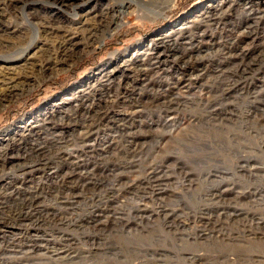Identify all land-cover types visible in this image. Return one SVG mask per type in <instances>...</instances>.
Listing matches in <instances>:
<instances>
[{
	"label": "rangeland",
	"instance_id": "1",
	"mask_svg": "<svg viewBox=\"0 0 264 264\" xmlns=\"http://www.w3.org/2000/svg\"><path fill=\"white\" fill-rule=\"evenodd\" d=\"M122 1L132 2L137 11L124 13L121 19L119 15L113 27L100 28L95 36L97 42L93 48H86L81 43L78 53L70 58L68 63L60 65L52 76L49 75L51 72L45 74L28 69L27 75H23V78L17 82L24 92L14 98H3L0 104V126H3L0 130V189L2 190H0L2 207L0 209L5 211H0L2 214L7 215L10 209L17 208L20 198H23V196L11 195V191H18L14 188L17 186L13 176H17L19 172L12 173L17 170L15 168L17 165L9 162L17 151L27 149L29 146V142L21 146V141L17 140L22 136L19 134L23 131V126L27 124L30 126L52 114H55L52 118L56 119L52 121V125L60 124L66 110H63L62 114L55 111L54 106L57 108L66 106L67 110H71L73 107L70 106L75 104L81 93L86 95L84 98L86 103L93 102L92 98L96 99L101 95L103 97L104 90L100 81L98 82L100 77L113 67L129 64L131 59H145L149 48L155 46L151 45V41L157 38L159 45L163 47H165L164 41L168 40L167 44L172 40V43L177 42L176 49L173 52H165L164 56L166 63H170L171 66V69L166 66L167 72L181 73L185 70L184 63L187 61L179 59L180 53L188 55L192 47V44L188 43L190 36L204 33L202 39L193 41L196 50L191 58L186 57V59H192L191 61L198 57L203 59L202 69L206 71L205 78L179 96L181 114L185 115V123L181 124L179 121L174 126L162 129L163 126H159V116H156L162 114L159 113L161 109L158 107L146 109V113L141 117L144 118L142 129L147 137L141 140L145 141L141 144L142 164L139 167V162L136 160L134 168L131 169L129 166L130 177L128 179L127 176L124 180L129 185L132 184L133 190L121 196L120 200L123 202L114 204L118 205V210L113 215L116 221L113 220L104 226L92 225L90 221L93 206L103 204L106 197L112 195V189L116 188L120 191L122 186L127 184L125 181L118 182L113 176L110 177L112 174L107 176L100 172V168L111 167L118 169L116 172L124 170L125 164L122 163V159L119 160L117 154L119 146L115 143L113 146L115 150L98 151L95 159L89 161L88 164L96 170L99 183L95 188L85 191L87 198L84 200L77 198L82 202L74 211L63 214V221H54L43 226L40 235L43 238L40 242H32L30 238L23 240L24 244H28L27 249L33 248L35 255L38 256L34 261L22 262V264H264V192L262 198L260 195L254 197L245 193L239 205L231 195L228 199L231 206L243 208L241 215L231 221L216 219L220 221L207 225H203L200 221L193 222L212 206L211 197H208L206 192L215 186L212 185V180L231 181L227 182L230 184L229 187L233 186L232 189L240 192L247 190L253 192L256 188L264 190V147H262L264 143V0H176L170 8L160 14L151 13L149 10L162 6V0H154L151 5L140 0H13L12 6L7 5L2 8L4 12L0 15V40L5 39V43L9 45L0 46V60L20 57L28 48L30 49L33 41L41 42L48 38L52 41L51 37H55L56 34L44 30L49 23L61 31L73 27L71 20L77 18L74 16L76 4L94 8L92 10L94 13L89 15L88 24L97 29L100 11L110 4ZM52 14L55 17L53 21ZM77 30L82 34L85 28ZM236 36H240V39L234 42ZM80 54L83 56L78 59ZM154 54L157 55L156 52ZM167 72L166 78H172ZM121 74L123 73H118L123 79L124 76ZM125 82L120 83L116 80V87L122 89ZM53 83H60L61 88L60 85ZM63 85L65 86L62 87ZM116 87L114 86V89ZM208 88L212 90L208 91ZM200 94H205L211 99V108L206 101L200 99ZM224 97L223 103L227 102V114L224 112L225 115L218 118L213 113L211 115L212 109L220 106L218 99L223 100ZM27 98L30 100H25ZM144 98L143 100L147 99ZM27 103L28 108H25ZM174 104L179 103L174 102ZM191 117L196 120L190 124ZM59 127L61 126H55L56 132H60ZM80 130V127L77 128V132ZM12 131H15L13 135ZM95 138L96 136H93L87 142L92 143ZM48 146L46 156L55 162L58 161L60 153L68 149V146L63 144ZM245 157L250 160L245 166L256 168V177H250L246 172L240 171V160ZM155 162L160 163L161 169L173 174L169 182V191L159 195V192L154 194L147 189L144 190L147 192L144 197V191L137 193V185L148 177L151 166H157ZM49 169L47 168V171ZM181 171L192 172L195 180L199 178L195 181L194 187L190 188L189 180L186 181L179 175ZM38 174H19L23 182L18 185H21L22 189L41 186L42 183L32 181V178L41 176ZM83 174L86 172L83 171ZM231 177L237 182L236 185L230 180ZM201 179H208L210 182H203ZM50 180L53 181L50 178L44 180L42 195H45V199L41 204L44 211L40 212L41 214L46 213L45 209L54 206L56 187ZM136 193L139 195H135ZM140 194L145 198L144 200H141ZM162 197H164L163 201H160ZM125 198H128L127 201ZM136 202L138 205L149 202L148 205L162 206L169 211L174 209L183 224L171 226L165 222L163 216L153 215L148 224L138 226L133 221L134 215L131 209H128L132 205L136 206ZM158 202L160 205H157ZM205 228L212 235L224 232L222 236L224 238L206 240L198 237L197 234L201 231L202 234ZM12 234L13 232H3L0 237V249L7 251L6 255H3L4 251H0V264H20L19 261H15L21 254L17 253L20 250L18 245L16 246L18 241L12 239ZM51 234L57 238L64 234L65 238L74 239L70 256L65 257L66 253L53 256L57 260L46 257V255L50 256L46 248L53 250L51 246L53 247L55 243ZM7 245H11L12 248ZM44 254L46 255L41 256Z\"/></svg>",
	"mask_w": 264,
	"mask_h": 264
},
{
	"label": "bare ground",
	"instance_id": "2",
	"mask_svg": "<svg viewBox=\"0 0 264 264\" xmlns=\"http://www.w3.org/2000/svg\"><path fill=\"white\" fill-rule=\"evenodd\" d=\"M140 1L149 5H151L152 2H154V0H140ZM12 2L13 0H0V12H1L0 15H3L4 12L2 8L7 7V5L12 6L13 4ZM174 2H176V0H162V6L153 7L149 11L155 14L164 13L168 8H170V6ZM79 6L80 8L78 9ZM92 10H94L93 7L91 8H89V6L83 7V5L81 4H76L74 16H76L77 18L76 20L75 19L71 20V24L75 28L70 27L69 29L66 28L67 30L65 31H61L60 29L53 27V25L49 23L44 28V30L52 34H56L55 37H51L53 38L52 41H49V38L46 41H41V42L33 41L32 42L33 45L30 47V49L28 48L26 50L27 52L26 53L24 52L25 54L21 55L20 57L15 56L10 59L0 60V104L3 98H14L18 96L20 93L22 94L24 92L22 88L20 89V85H18L17 82H19L23 78L22 77L23 75H27L28 69L31 70L32 72L40 71L41 73H45V74H49V72H51V74L49 75L52 76V74L58 69L60 65L68 63L70 61V58H72L76 53H78L79 45L81 43L86 48H90V47L93 48V46L97 42L95 36L100 28L113 27L115 21H117L119 17L121 19V16L124 13L125 14L133 13L137 11L135 9V5L132 2L128 3L122 1L121 3L110 4L109 6L104 7L103 10L100 11L98 15L99 17L98 28L96 29L90 27L88 24L89 15L94 13L92 12ZM51 16H53V14ZM51 18H53L52 21L55 19L54 16ZM119 25H121L120 22ZM80 28H85L84 32H81L82 34L78 33L79 31L77 29ZM199 34L200 35L198 36L196 35L190 36L188 43L192 44L191 45L192 47L190 48L189 54L181 55L180 53L179 55V59L187 61L186 63H184L185 70L183 72L181 73L170 72V71L167 72L166 70V66H169L170 69L171 66L170 63H166L164 53L168 51L173 52L176 49L175 44L177 42L172 43L173 40L169 41L171 44L170 45L167 44L168 40L164 41L165 47H163L162 45H159V41H158L159 38H157L155 41L153 40L151 41V45L152 46L155 45V46L149 48L145 59L143 60H137V58L131 59L130 62H128L129 64L120 65L118 66V68L113 67V69L105 72L104 75L100 77L98 82L100 81V84L102 85L101 86L102 90H104L103 97L101 95L99 97H96V99L92 98L94 99L93 102L86 103L84 99L86 95L84 93H81L78 95L75 104L73 106H70L71 108L73 107L71 110L70 109L67 110L68 107L66 106L63 107L60 105L61 108H57V106H54L53 109L55 111H59L60 113L64 112L63 110H66L64 112V116H62L60 124L55 125V126L57 125L61 126L59 127L60 132H56L55 126L52 125L53 124L52 121L56 120L55 118H52L55 116V114L54 115L52 114L49 117L46 116V118H44L43 120H39L38 122L30 126L27 123L26 126H23L24 129L19 134L22 136H20V138H17V140L21 141L20 143L21 146L22 144L27 145L26 142H29V146L27 149L23 148V150L21 149L22 151H17V153L13 155L16 158L11 157V159L9 160V162H14L17 165L15 167L17 170L12 171V173L19 172L17 173V176H13L15 177L14 178V183H16L15 186H17L14 188L19 192L11 191V195L14 197L16 195L17 197L23 196V198H20L19 206L17 208L10 209V212L7 215L1 213L5 211V209L4 210L0 209L1 211L0 237L3 234V232H13L12 239L18 241L16 246L18 245L20 250L18 251L14 250V251H17V253L21 255L17 256L15 261H19V263L22 264V262L34 261L35 259H37L38 255H35L33 248L27 249L28 244H24L23 240L30 238L32 242H40L41 238H43L40 237V235H42L41 229H43L42 228L43 226H46L49 223L51 224L54 221H59V222L63 221L64 219L63 214H68L70 213V211H74L80 205L82 200L87 198V194L85 193V191L89 189H93L98 185L99 179L96 178L97 177L95 173L96 170L92 167L91 164L90 165L88 164L89 161L95 157V154L98 151L115 150L116 148H113L115 143L116 145L119 146V148H117L118 150L117 154H119L118 156L119 160L122 159V163L125 164L124 168L122 167L124 170L116 172V170L118 169H111L112 167L107 169L100 168V172H102V175L110 176L112 174L110 177L112 176L115 177L118 182L125 181L124 179L128 176V172H129L128 170H130L129 166H131L130 167L131 169L134 168V165L136 164V160L139 162L138 166L139 167L141 166L142 164L141 149L143 148L141 144L145 142L141 140H145L147 138L145 136L146 135L145 131L142 129L144 118L141 119V117H143L144 114L146 113V109L152 107H158L161 109L159 113L162 114L156 116H159V126L160 127L163 126L162 129L170 126H174V124L179 121L181 124L185 123L184 122L185 115L181 114L182 109H180L181 100H179L180 99L179 96L182 95V92H186L188 88H191L193 85L202 82V80H204L205 78L204 74L206 72L203 71L204 69H202L203 59L201 60L199 57L196 58V60L194 61H191L192 59H186V57L191 58L196 50L195 46H193L194 45L193 41H197V39L203 38L202 34L204 33L200 32ZM238 39H240V36H236V39H234L233 41L235 42ZM243 39H245V37H243ZM91 41L93 43H91ZM237 43H239V41H237ZM1 45L4 46L8 45L7 43H5V39L0 40V46ZM170 48L172 49L170 50ZM154 52H156L157 55H155ZM82 56L83 54H80L78 59L81 58ZM119 72L123 73L121 74V76H124L123 79L119 77L118 75ZM166 72L172 75V78H166ZM116 80H119L120 83L121 82L124 83V81H126L123 87L124 89L123 88L120 89L116 87L117 85ZM114 86L116 87L115 89ZM210 90L212 89L208 88V91ZM175 95L176 96L178 95V97H176ZM200 95L202 96V97L200 96V99L206 101L207 105H209L210 107L211 99L209 97L207 98L205 94H200ZM143 97L147 99L143 100ZM218 101H219L218 104L221 107L216 106L210 112L211 115L214 114L215 117L217 116V118L219 116L223 117L225 115L224 112L227 111L226 109L227 102L223 103V101H225V97L223 100L218 99ZM174 102H177L179 104H174ZM93 106L94 108H92ZM173 113H175L176 115H173ZM195 120L192 119L191 117L190 124ZM48 127L49 129H47ZM79 127L81 128V130L77 132V128ZM186 129L188 128L186 127ZM51 130H54V132H51ZM12 132L11 133L13 135L15 131ZM164 133L168 134L167 132ZM110 134H113L114 136L113 135L111 136ZM93 136H96L95 140L92 143L87 142ZM49 144H56V145L60 144L61 146L63 144L66 147L68 146L67 150L60 153V157H58L57 162H55L54 160H49V158L46 156V154L48 153ZM262 147H264V143ZM249 162L250 160L246 159V157L242 158L239 164L241 165L240 171L246 172L248 175H250V177H256L255 176L257 173L256 168H249L245 166L246 164H249ZM155 165L157 166L153 165L150 167L151 169L149 171V174L147 175L148 177L146 179L144 178L145 181L143 183H140V185H137V189H136L137 193L141 192V190L144 191L148 189L150 193L155 194V192H159L158 193L159 195H164V193L169 191L168 189L169 182L173 178V174L169 173L168 170L166 169H161L160 163L156 164L155 162ZM184 167H182L181 169L183 170ZM47 168H50L49 171H47ZM83 171H85L86 174L82 175ZM237 171L239 172V170ZM30 173H33V175L39 173L38 175L41 176H38L39 178L37 176L36 178H32V181L36 180V183L38 184L42 183V185L38 187L36 186L30 187V189L29 188L22 189V186L18 185V184H22L21 182H23L20 180L22 176H20L19 174H30ZM236 173L237 172H235V174ZM179 175L183 177L186 181L189 180L188 185L190 188L194 187L196 180H199V178H197L196 180L193 178L192 172L184 173L183 171H181ZM129 177L130 175L128 176V179ZM49 178L53 180L50 181L56 187V191L54 194L55 202H54V206H50V208H48L49 210L45 209L46 213L41 214L40 212L44 211L41 208V204L44 202L45 199V195L44 196L42 195L44 189L43 188L44 180L47 179L49 180ZM201 180H203V182L205 181L210 182L208 179H201ZM230 180H233L232 182L235 183L234 185L237 184V182L233 177H231ZM80 181H82L83 183H81ZM227 182H231V181L225 182L223 179L220 180L217 179L211 181L212 185L215 186L214 187L212 186L213 188L207 190L206 192L208 197H211L212 206L210 207L208 206L209 208L206 209V211H204L205 213H201L202 215L200 217L194 219L193 221L194 223L200 221L202 222L203 225H207L214 221L215 222L220 221L216 219H225L226 221L227 220L231 221V219L233 218L235 219L236 217L240 216L241 213L243 212L242 210L243 208L239 209L237 207L234 208L231 206V202L228 201V199L231 198L230 197L231 195L234 196V198L238 202L237 205H239L242 198L246 195L245 193H248L254 197L260 195L261 197L264 192V190H259L260 188L253 189V192L251 191L247 192L248 190L241 192L235 191L234 189H232L233 186L229 187L230 184ZM143 185L145 186L142 188ZM27 187H29V185H27ZM131 190H133L132 184L129 185L128 183L125 186H122L120 191L116 188L112 189L111 190L112 195L110 194V196L106 197L103 204L101 203L96 206H93L94 209H92L91 217H90L91 224L95 226H102V225L104 226L107 223L113 222V220L116 219L115 216L113 215H115L116 214L115 212L118 210V205H114V204L123 202L122 200H120L121 196L122 195L125 196V194L126 193L128 194L129 191ZM137 193L135 195H139ZM146 194L147 192L144 191L143 196L145 197ZM143 196L140 194L139 197L141 198V200L145 199L143 198ZM77 198H81L82 200L81 199L78 200ZM163 198L164 197L160 198L159 200L163 201ZM125 199L127 201L128 198ZM148 204L149 202H147V204L139 203V205L137 203L136 206L132 205L131 208H128L131 209L130 211L134 215L133 221L138 226L141 225L143 226V224L145 223L148 224L147 222L152 220L153 215L163 216L165 222L168 225L180 226L181 224L182 226L183 221H181V219H179V217L175 214L177 212H175L174 209L172 211H169L163 208L162 206H155ZM157 205H160L159 202ZM232 208L234 209L231 210ZM201 232L197 234V236L204 238L206 240L210 238H215V239L220 238L224 235L223 234L224 232L223 233L218 232V234L212 235L211 233H208L207 228L203 230L202 234ZM51 235L53 237L52 239H54L53 241L55 242L54 246L53 247L51 246L53 250L50 248H46L47 254H50V256H47L46 254L41 256L46 255V257L49 259H55V257L53 256L56 255L59 256L65 253H66L65 257L70 256V252L73 249L71 248V244L72 241H74V239L69 240L64 237V234L62 237L59 238L54 237L53 234ZM46 244L44 247H46ZM7 246L9 248H12L11 245H7ZM0 251H4L3 255L7 254V251L5 249H0Z\"/></svg>",
	"mask_w": 264,
	"mask_h": 264
},
{
	"label": "trees",
	"instance_id": "3",
	"mask_svg": "<svg viewBox=\"0 0 264 264\" xmlns=\"http://www.w3.org/2000/svg\"><path fill=\"white\" fill-rule=\"evenodd\" d=\"M53 84H55V85H60V83L58 84V83H53ZM54 85V86H55ZM66 85V84H65ZM65 85H63L62 87H64ZM59 88H61V85L59 86ZM35 98V97H34ZM25 100H30V98H27V99H25ZM28 103H27V105L25 106V108H28ZM19 115V114H18ZM3 126H0V130H1V128H2Z\"/></svg>",
	"mask_w": 264,
	"mask_h": 264
}]
</instances>
